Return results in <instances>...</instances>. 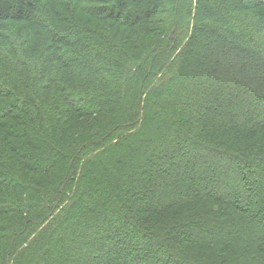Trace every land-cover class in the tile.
Masks as SVG:
<instances>
[{
  "label": "trees",
  "instance_id": "16d2710c",
  "mask_svg": "<svg viewBox=\"0 0 264 264\" xmlns=\"http://www.w3.org/2000/svg\"><path fill=\"white\" fill-rule=\"evenodd\" d=\"M206 260L264 264V0H0V264Z\"/></svg>",
  "mask_w": 264,
  "mask_h": 264
},
{
  "label": "rangeland",
  "instance_id": "374dc122",
  "mask_svg": "<svg viewBox=\"0 0 264 264\" xmlns=\"http://www.w3.org/2000/svg\"><path fill=\"white\" fill-rule=\"evenodd\" d=\"M214 194H215V195H222V194H217V193L213 192V195H214ZM225 198H226L227 200H230L232 197H225ZM236 203H237V205L240 206V207L244 205V206H243V207H244V210H245V211H249V212L251 213L252 210L250 211L251 208H250L249 204H248V205H247V204H244V203H242V201H239V200H237ZM189 245H190V244H189ZM189 245H188V246H189ZM156 246H157V245H156ZM164 248H165V247H164ZM191 248H192L193 250H197V248H195V247H193V246H191ZM207 261H208V260H206V261H200V262H197V263H199V264H212V263H209V262H207ZM190 262H195V261L192 260V261H190Z\"/></svg>",
  "mask_w": 264,
  "mask_h": 264
}]
</instances>
